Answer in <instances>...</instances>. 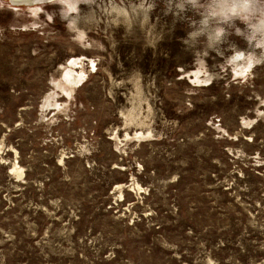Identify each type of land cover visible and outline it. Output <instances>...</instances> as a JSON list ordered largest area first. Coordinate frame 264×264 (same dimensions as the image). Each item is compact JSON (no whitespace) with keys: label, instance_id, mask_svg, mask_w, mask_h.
<instances>
[{"label":"rangeland","instance_id":"rangeland-1","mask_svg":"<svg viewBox=\"0 0 264 264\" xmlns=\"http://www.w3.org/2000/svg\"><path fill=\"white\" fill-rule=\"evenodd\" d=\"M200 3L0 0V264H264V62Z\"/></svg>","mask_w":264,"mask_h":264},{"label":"clouds","instance_id":"clouds-1","mask_svg":"<svg viewBox=\"0 0 264 264\" xmlns=\"http://www.w3.org/2000/svg\"><path fill=\"white\" fill-rule=\"evenodd\" d=\"M58 5L56 14L64 21L65 27L71 33L83 32L85 27L78 22L81 11L80 0H54ZM111 7L124 10L123 4L112 3ZM144 8V4L138 5ZM153 7L152 4L147 5ZM201 19L197 31L190 33L192 43L198 36H203L207 47L213 48L224 37L227 31H234L246 43L244 49L235 47V51L251 54L254 61L264 62V0H203L196 5ZM233 51V49H231ZM207 53V55H205ZM209 55L201 54V58ZM206 64V61H205Z\"/></svg>","mask_w":264,"mask_h":264},{"label":"bare ground","instance_id":"bare-ground-1","mask_svg":"<svg viewBox=\"0 0 264 264\" xmlns=\"http://www.w3.org/2000/svg\"><path fill=\"white\" fill-rule=\"evenodd\" d=\"M2 2L4 0H1ZM38 1V2H37ZM54 2V0H36V2L32 1L31 3H28L25 5L26 8L34 9L35 13L39 12L40 8L37 6H42L45 4H49ZM239 56V55H238ZM241 56V55H240ZM239 56V58H240ZM79 61L76 59H71L66 67L63 70V81L66 83L67 87L71 90L74 88L75 85L82 82L83 74L82 73H76L73 69V66L78 63Z\"/></svg>","mask_w":264,"mask_h":264},{"label":"water","instance_id":"water-1","mask_svg":"<svg viewBox=\"0 0 264 264\" xmlns=\"http://www.w3.org/2000/svg\"><path fill=\"white\" fill-rule=\"evenodd\" d=\"M8 1L12 5H20V6H25L26 4L31 3L32 1L33 2L35 1L36 2V0H8Z\"/></svg>","mask_w":264,"mask_h":264}]
</instances>
